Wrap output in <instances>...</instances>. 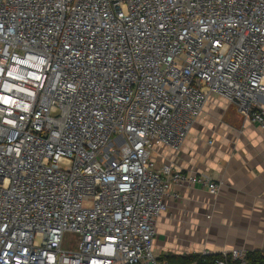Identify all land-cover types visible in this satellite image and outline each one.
Here are the masks:
<instances>
[{
    "label": "built area",
    "instance_id": "obj_1",
    "mask_svg": "<svg viewBox=\"0 0 264 264\" xmlns=\"http://www.w3.org/2000/svg\"><path fill=\"white\" fill-rule=\"evenodd\" d=\"M212 95L264 132V0H0V264H174L172 186L224 182L153 155Z\"/></svg>",
    "mask_w": 264,
    "mask_h": 264
},
{
    "label": "crops",
    "instance_id": "obj_2",
    "mask_svg": "<svg viewBox=\"0 0 264 264\" xmlns=\"http://www.w3.org/2000/svg\"><path fill=\"white\" fill-rule=\"evenodd\" d=\"M219 101L226 102L211 96L180 151L161 146L154 152L158 166L224 182L217 196L202 183L172 186L156 222L155 253L161 259L205 249L218 255L264 250V132Z\"/></svg>",
    "mask_w": 264,
    "mask_h": 264
},
{
    "label": "trees",
    "instance_id": "obj_3",
    "mask_svg": "<svg viewBox=\"0 0 264 264\" xmlns=\"http://www.w3.org/2000/svg\"><path fill=\"white\" fill-rule=\"evenodd\" d=\"M218 257H220V255L211 253L205 261H202V256L199 253L187 256L169 255L167 260L174 264H192L193 262H197V264H213L214 260ZM250 259L253 261H261V254L250 253Z\"/></svg>",
    "mask_w": 264,
    "mask_h": 264
},
{
    "label": "rangeland",
    "instance_id": "obj_4",
    "mask_svg": "<svg viewBox=\"0 0 264 264\" xmlns=\"http://www.w3.org/2000/svg\"><path fill=\"white\" fill-rule=\"evenodd\" d=\"M220 105L221 108L223 107H227L229 110H233L235 113H237V115L239 116V113L237 111V108L234 104H231V103H228L227 101L224 102V101H219L217 103V105ZM212 108H215V109H218L217 106L215 107L214 105H211ZM240 117V116H239ZM170 259V258H169ZM171 260V259H170Z\"/></svg>",
    "mask_w": 264,
    "mask_h": 264
}]
</instances>
